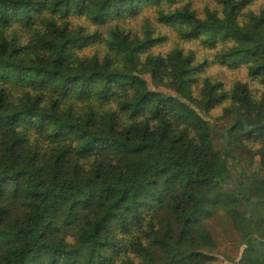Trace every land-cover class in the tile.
<instances>
[{"label":"trees","instance_id":"trees-1","mask_svg":"<svg viewBox=\"0 0 264 264\" xmlns=\"http://www.w3.org/2000/svg\"><path fill=\"white\" fill-rule=\"evenodd\" d=\"M180 1L0 0V264H264V5Z\"/></svg>","mask_w":264,"mask_h":264},{"label":"rangeland","instance_id":"rangeland-1","mask_svg":"<svg viewBox=\"0 0 264 264\" xmlns=\"http://www.w3.org/2000/svg\"><path fill=\"white\" fill-rule=\"evenodd\" d=\"M187 0H181L179 3H186ZM192 6L196 8H203L205 5L212 6L215 0H191ZM264 5V0H256L253 4V8H258ZM148 20L153 21L155 15L149 14ZM157 23V22H155ZM121 26H124L126 29H131L137 32H143L145 22L142 18H138L134 21H128L122 23ZM152 28L156 31L153 24H151ZM158 28V27H157ZM162 34H167L168 38L166 41L158 48L162 52L170 49L172 45L178 43L179 38L177 34L172 31L170 28L161 27L158 28ZM186 49L191 48L195 50V52L201 57L205 54V51L200 49V46L197 44H193L191 42L180 43ZM207 74L212 75L213 78L219 77L223 79L226 83L232 82L237 77H242L237 73H232L226 71L224 68L218 66V64H213L207 68L205 71ZM222 123L224 122H217V127H222ZM209 228L211 233L214 236L216 241V249L214 250L213 254L216 256V259L212 262L205 263L200 262L197 264H233L238 259L239 253L241 251V239L239 234L233 229L230 221H228L224 216H216L212 220L209 221Z\"/></svg>","mask_w":264,"mask_h":264},{"label":"water","instance_id":"water-1","mask_svg":"<svg viewBox=\"0 0 264 264\" xmlns=\"http://www.w3.org/2000/svg\"><path fill=\"white\" fill-rule=\"evenodd\" d=\"M238 116H239V114H238ZM238 116H236L235 117V122L237 121V119H238ZM264 125H260L259 127H263ZM244 128H245V130H249V128L247 127V124H246V122L244 121Z\"/></svg>","mask_w":264,"mask_h":264}]
</instances>
